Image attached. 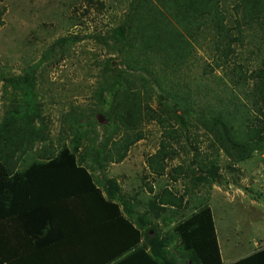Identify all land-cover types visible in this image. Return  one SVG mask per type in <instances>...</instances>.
<instances>
[{"label":"trees","instance_id":"trees-1","mask_svg":"<svg viewBox=\"0 0 264 264\" xmlns=\"http://www.w3.org/2000/svg\"><path fill=\"white\" fill-rule=\"evenodd\" d=\"M127 4L110 36L129 74L108 89L103 115L112 127L109 134L100 137L95 126L81 131L86 125L69 116L64 139L70 141L48 143L44 117L29 101L36 69L18 79L24 81V98L16 105L12 94L0 121V223L20 219L25 238L29 229L23 221H39L35 211L41 207L90 195L92 207L104 212L106 206L112 212L97 219L92 235L79 226L77 235L50 234L49 249L41 250L39 244L38 251L28 250L27 243L26 248L17 243L22 248L18 259L10 257H14L11 251L4 252L5 241L0 239V264H227L208 197L196 198L198 204L187 217L184 211L188 198L201 188L209 190L224 182L219 173L222 157L225 169L234 172V165L264 156V58L250 68L240 52L246 43L260 41L264 46V0H129ZM63 40L67 39L47 49V58L56 57ZM201 47H206L209 60L199 65ZM109 64L105 61L104 70L110 69ZM199 68L201 84L191 73ZM150 123L161 129V136L157 150L145 160L146 167L158 178L186 180L182 194L169 186L154 191L147 185L150 198L141 200L139 193H126L117 179L105 176L110 164L122 163L144 139L143 125ZM191 128L196 130L194 136ZM199 137L206 142V152L200 151ZM37 144L41 146L35 150ZM182 154L190 159L169 168V161ZM94 166L103 175L102 182L95 178ZM115 213L118 216L111 221ZM228 264H264V247Z\"/></svg>","mask_w":264,"mask_h":264},{"label":"rangeland","instance_id":"rangeland-1","mask_svg":"<svg viewBox=\"0 0 264 264\" xmlns=\"http://www.w3.org/2000/svg\"><path fill=\"white\" fill-rule=\"evenodd\" d=\"M128 1L4 0V25L0 28V121L14 99L12 94H16V105L24 98V81L18 79L24 78L30 69H36L35 88L29 101L37 105L44 117L48 143L54 146L62 143L61 139L69 132V116L86 125L79 128L81 131L95 126L100 137L109 134L112 127L103 115L108 89L129 74L121 65L110 36L122 20ZM60 39L67 40L61 42L62 48L57 49L56 57L47 58L50 52L47 49ZM259 42L246 43L240 50L250 68H255L264 58V46H259ZM197 53L199 65L209 60L206 47L199 48ZM107 60L110 69L104 70ZM198 70L191 73L196 83L201 84L197 78L201 68ZM11 79H16L14 84ZM143 131L144 139L130 149L126 159L106 168V178L119 180L126 193H139L141 200L150 198L147 185L154 191L169 186L179 194L184 193L186 180L174 183L167 176L158 178L148 171L145 160L157 150L161 129L150 123L143 125ZM195 131L191 128L189 132L194 136ZM199 140L200 151L206 152V142L201 137ZM69 141L64 139L65 143ZM83 145L84 148H79L80 154L85 142ZM40 146L37 144L35 150ZM188 159L190 155L182 154L169 161V168ZM87 163L93 166L89 159ZM226 163L222 157L219 173L227 183H216L209 190L201 188L188 198L184 211L187 217L198 204L196 198L208 197L224 262H228L227 252L231 249L244 256L251 252L255 242L260 244L264 240V156L254 155L251 160L234 165V172L225 169ZM94 168L95 178L102 182L103 175Z\"/></svg>","mask_w":264,"mask_h":264},{"label":"crops","instance_id":"crops-1","mask_svg":"<svg viewBox=\"0 0 264 264\" xmlns=\"http://www.w3.org/2000/svg\"><path fill=\"white\" fill-rule=\"evenodd\" d=\"M117 182L119 183V180H117ZM93 198L94 197L90 195L84 196L82 198L62 199L43 208L41 207L37 212L35 211L39 221H35L31 218H28L26 222L23 221L25 227H28L29 229L28 232H26L28 236L25 238H23L24 228L22 229L21 227L22 221L20 219L14 218V220H9V222L6 221L0 223L2 228L0 231V239L1 241H5L2 246L5 248L4 252L11 251L14 254V257L10 256L12 259H15L17 256L22 257V248H20V245L18 246L17 243H22L23 247L24 244L27 243L28 250L38 251L37 247H39V244H42V247L40 248L41 250L49 249L50 246H48V238L50 237V234L57 235L67 233L71 235H77L76 233L79 231V226L82 229L81 232H91L90 235H92V233L95 232V226L98 224L97 219L103 217L102 214L104 212H112V209L110 208V211L106 206L104 207L105 209H103L104 212L92 207L91 203H93ZM97 204L98 206H103L100 201H97ZM117 216L118 215L115 213V215L111 218V221H115ZM261 241L262 242L260 244L255 242L251 252L245 254L244 256L239 255L238 250L231 249L227 252L229 260L225 263L228 264L239 260L240 258L252 254L256 250L264 247V240ZM234 247L238 248V246ZM19 257H17V259Z\"/></svg>","mask_w":264,"mask_h":264},{"label":"water","instance_id":"water-1","mask_svg":"<svg viewBox=\"0 0 264 264\" xmlns=\"http://www.w3.org/2000/svg\"><path fill=\"white\" fill-rule=\"evenodd\" d=\"M118 37H121V31L120 30H118ZM99 119V122H101V119L100 118H98Z\"/></svg>","mask_w":264,"mask_h":264}]
</instances>
